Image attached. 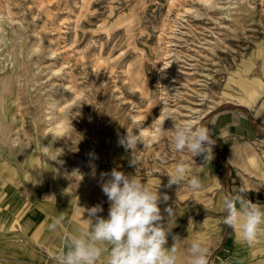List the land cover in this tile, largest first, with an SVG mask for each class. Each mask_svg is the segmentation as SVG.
I'll return each mask as SVG.
<instances>
[{
    "label": "rangeland",
    "instance_id": "1",
    "mask_svg": "<svg viewBox=\"0 0 264 264\" xmlns=\"http://www.w3.org/2000/svg\"><path fill=\"white\" fill-rule=\"evenodd\" d=\"M256 52L264 0H0V67L25 128L79 169L59 163L82 189H101L110 164L150 173L191 158L172 150V128L234 96L237 68ZM127 131L140 135L133 151L119 143ZM247 247L237 237L236 254Z\"/></svg>",
    "mask_w": 264,
    "mask_h": 264
},
{
    "label": "crops",
    "instance_id": "2",
    "mask_svg": "<svg viewBox=\"0 0 264 264\" xmlns=\"http://www.w3.org/2000/svg\"><path fill=\"white\" fill-rule=\"evenodd\" d=\"M251 65L258 72L248 71ZM242 76L264 85V53L245 58L237 68L234 96L203 116L201 124L215 140L212 158L182 160L188 162V171L180 186L166 187L178 162L152 168L150 173L116 168L168 195L160 204L161 213L165 223V208L173 207L175 216L167 224L172 229L166 247L174 243L173 236L186 239L182 249L198 239L209 248L214 264H264V243L248 245L238 256V236L223 223L226 195L239 196L242 190L247 199L264 206V90L254 98L242 84ZM14 87L0 67V264H55L52 255L63 247L64 236L81 225L79 207L101 205L98 215L106 219L110 203L102 189L79 188L45 154L25 128ZM193 176L201 180L198 191L188 187ZM61 216V224L53 230L51 225ZM82 218H87L86 212ZM181 264H186L184 255Z\"/></svg>",
    "mask_w": 264,
    "mask_h": 264
},
{
    "label": "clouds",
    "instance_id": "3",
    "mask_svg": "<svg viewBox=\"0 0 264 264\" xmlns=\"http://www.w3.org/2000/svg\"><path fill=\"white\" fill-rule=\"evenodd\" d=\"M172 129L174 152H187L193 161L197 156H203L205 162L210 161L215 140L207 126L188 120ZM138 142H141L140 135L128 131L119 141L132 151ZM131 163L138 166L133 159ZM187 171L188 162H178L168 175L166 187L180 186ZM104 177L110 178L103 180ZM101 178L102 192L110 203L108 217L98 215L103 211L101 205L78 206L82 209V217L86 212L87 218L81 217V225L64 236L63 247L52 255L55 264H101V261L103 264H181L182 255L186 256V264H213L209 248L198 239L182 249L186 239L173 236L174 243L166 247L172 229L167 224L175 211L171 206L164 209L167 213L165 223L160 204L169 197L161 195L159 187L153 190L136 175L125 174L116 168L110 173H101ZM188 187L193 191L200 190V178L193 176ZM223 211L226 213L223 223L248 245L264 234V206L247 199L242 190L239 196L224 197ZM62 220V216L57 218L51 228L55 230Z\"/></svg>",
    "mask_w": 264,
    "mask_h": 264
},
{
    "label": "bare ground",
    "instance_id": "4",
    "mask_svg": "<svg viewBox=\"0 0 264 264\" xmlns=\"http://www.w3.org/2000/svg\"><path fill=\"white\" fill-rule=\"evenodd\" d=\"M7 64V63H6ZM247 77L246 76H242V78H240L241 79V82H242V84L243 85H245V87H246V89L247 90H249V88H247L248 86H250L249 84V82L248 81H245V79H246ZM243 80V81H242ZM253 83H254V88L250 91V93H252V95L254 96V98H257L258 97V95H260V93L264 90L261 86H260V83H259V81L258 80H254L253 79V81H252ZM53 97V96H52ZM59 97V96H58ZM62 99V98H61ZM58 102V101H57ZM55 103V102H54ZM55 105V104H54ZM209 107V106H208ZM202 111V110H201ZM195 114V113H194ZM193 114V115H194ZM201 117V116H200ZM49 118H51V116L49 117ZM52 119H53V117H52ZM59 119V118H58ZM163 119V118H162ZM168 119V118H167ZM196 119V118H195ZM54 123H55V129L58 131V133L60 132L61 133V131H62V129H63V127H62V125H61V123H59L58 122V120H56V119H54V121H53ZM194 122V121H193ZM66 124V123H65ZM53 127V126H52ZM50 128V127H49ZM45 131V130H44ZM57 133V134H58ZM60 135V134H59ZM100 145V144H99ZM53 153H52V156H57V154L59 153V151H57V152H55V151H52ZM57 159L59 160V163H61L60 165H62L63 164V168L66 170V169H68V171L70 172V174H72V175H74V174H78L79 172H74V168L72 169V167H71V165L68 163V161L64 158V157H61L60 155L59 156H57ZM117 160V159H116ZM103 161V160H102ZM97 162H98V160H97ZM119 164V163H118ZM62 167V166H61ZM85 167V166H84ZM97 167V166H96ZM81 170V169H80ZM67 171V172H68ZM81 172V171H80ZM82 173V172H81ZM80 174V173H79ZM87 181V180H86ZM85 182V181H84ZM94 182H96V181H94ZM85 186V185H84ZM88 186V185H87Z\"/></svg>",
    "mask_w": 264,
    "mask_h": 264
},
{
    "label": "built area",
    "instance_id": "5",
    "mask_svg": "<svg viewBox=\"0 0 264 264\" xmlns=\"http://www.w3.org/2000/svg\"><path fill=\"white\" fill-rule=\"evenodd\" d=\"M213 264H214V262H213Z\"/></svg>",
    "mask_w": 264,
    "mask_h": 264
}]
</instances>
